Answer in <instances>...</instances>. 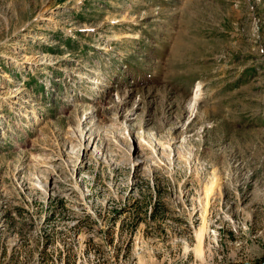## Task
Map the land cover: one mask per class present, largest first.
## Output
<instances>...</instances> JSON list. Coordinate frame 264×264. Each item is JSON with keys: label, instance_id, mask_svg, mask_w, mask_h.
I'll return each mask as SVG.
<instances>
[{"label": "rangeland", "instance_id": "374dc122", "mask_svg": "<svg viewBox=\"0 0 264 264\" xmlns=\"http://www.w3.org/2000/svg\"><path fill=\"white\" fill-rule=\"evenodd\" d=\"M0 264H264V0H0Z\"/></svg>", "mask_w": 264, "mask_h": 264}, {"label": "bare ground", "instance_id": "6f19581e", "mask_svg": "<svg viewBox=\"0 0 264 264\" xmlns=\"http://www.w3.org/2000/svg\"><path fill=\"white\" fill-rule=\"evenodd\" d=\"M207 198V197H206Z\"/></svg>", "mask_w": 264, "mask_h": 264}]
</instances>
